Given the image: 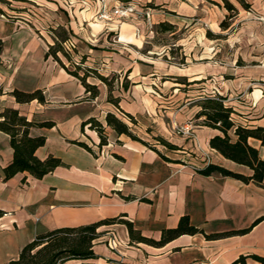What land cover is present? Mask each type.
Masks as SVG:
<instances>
[{
  "label": "crops",
  "instance_id": "1",
  "mask_svg": "<svg viewBox=\"0 0 264 264\" xmlns=\"http://www.w3.org/2000/svg\"><path fill=\"white\" fill-rule=\"evenodd\" d=\"M119 1L107 0V5ZM135 1L142 11L150 8V4L157 6L151 18L157 17L160 23H175L165 9L183 19L198 14L200 8L199 0ZM228 1L237 10L238 20L253 13L257 21H251L252 35L247 42L259 51L263 49L264 0H242L246 6L238 0ZM100 6L99 0H0V110L9 107L30 121L52 122L51 126L30 128V135L45 137L44 144L34 154L40 159L52 155L62 162L41 178H34L26 171L4 178L3 168L12 158V148L9 136L0 131V209L4 212L0 217V264L17 258L22 247L36 235L57 227L120 216L131 221L144 236L158 239L160 231L176 226L182 215H187L190 223L205 233L249 229L215 239H206L201 233L182 234L162 246H152L130 243L123 223L103 225L98 228L103 233L92 247L96 257L70 259L62 264H232L240 255L246 256L245 264H259L250 255H264V219L255 222L264 215V178L257 184L252 180L245 182L230 176L197 172L195 168L208 162L246 175L251 170L212 149L209 139L219 131L200 122L192 123L191 119L199 109L195 101L206 94L217 93L226 97L235 123L264 127V55L256 56L258 63L253 67L240 61L232 69L202 65L184 73L177 68L175 82L168 85L170 89L164 92L163 100L157 99L148 91L149 87L155 92L153 85L158 78L154 62L141 57L135 60L129 50L118 45V42H126L140 47L134 29L140 26L141 31L144 22L130 24L133 34L127 23L94 22ZM220 14L223 16L222 10ZM38 17L45 26L50 23V30L38 33ZM59 28L66 31V38L73 40L74 58H80L85 66L105 76L110 72L124 73L123 77H115L112 95L117 98L118 106L135 121L143 119L152 108L149 100L156 103L177 99L174 116L190 134L182 137L169 134L158 117L156 126L161 135L151 136L155 143L138 135L141 141L118 135L106 126V111L120 116L115 105L107 100L105 84L88 76L86 80L99 89V94L90 98L74 75L51 55L45 56L48 44H53L52 31ZM117 28L120 32L117 41L108 40L107 36ZM57 55L64 62L60 51ZM240 58L245 60L243 56ZM211 74L216 75L213 83L206 78ZM165 82L159 81V84L164 88ZM122 83L127 87L123 88ZM198 84L197 90L190 89ZM181 87L189 89L181 90ZM14 88L40 89L44 102L36 99L16 102L10 95ZM189 94L184 103L178 101ZM171 107L164 106L165 109ZM90 116L105 127L107 143L101 147L94 130L87 124L81 128V123ZM124 121L130 127V122ZM130 130L134 133L131 127ZM228 133L235 138L233 129ZM155 136L178 148L169 149L174 152L172 155L164 153L159 148L164 145L158 143ZM74 140L88 144L94 153L72 142ZM248 143L263 156L264 148L259 140L248 138ZM188 151L192 152V157L182 159ZM159 152L170 160H165ZM111 235L116 237L113 249L107 245Z\"/></svg>",
  "mask_w": 264,
  "mask_h": 264
},
{
  "label": "trees",
  "instance_id": "2",
  "mask_svg": "<svg viewBox=\"0 0 264 264\" xmlns=\"http://www.w3.org/2000/svg\"><path fill=\"white\" fill-rule=\"evenodd\" d=\"M222 1L227 10H234L233 5L228 0ZM238 1L246 6V3L242 0ZM220 25L225 27L227 24L225 21H221ZM159 26L164 29L172 28V25L167 22L159 23ZM59 30L52 31L53 44H48L45 56L51 55L62 67L74 75L84 86L85 91L89 93L88 97L90 98L96 97L99 94V89L96 84L88 82L86 78L92 76L99 79L107 88V100L113 103L130 122L135 123L134 117L123 111L117 104V98L112 95L115 76L111 78L107 77L92 67L82 69V74H79L78 70L80 69L79 66L81 65V61L72 59L70 53L63 50L62 41L66 38V31L63 28H59ZM58 51H60L66 60L72 64L73 70H69L65 63L59 58L57 55ZM122 86L125 88L127 84L122 83ZM10 95L19 103L30 102L34 99L38 102H44V95L40 89L23 91L14 88L10 91ZM225 99V96L217 93L206 94L197 99L195 102L199 106V109L194 114V118L200 119V124L219 131V133L214 134L209 139V146L212 149L228 160L247 166L251 170V173L246 175L213 162H208L203 167L195 168V170L204 175L219 174L237 178L245 182L252 180L257 184H261L264 178V154L261 157L257 148L248 143V138L259 140L260 145L264 148V127L260 125L248 127L240 123H235L231 116L233 109L225 102ZM104 121L105 125L114 130L116 134H125L131 139L141 141V139L130 130L128 124L114 112L106 111ZM51 124L52 122L50 121H30L26 116L20 114L13 108L6 107L0 110V131L9 136V143L12 148V158L3 168L4 178H8L17 172L23 171L30 173L34 178H41L56 166L62 164L58 157L48 155L46 158L40 159L34 154L35 150L44 144L45 137L43 135H30V128L33 126H51ZM86 124L97 133L99 137V147L107 143L105 127L96 117H88L81 123V128L83 129ZM230 129H233L234 139H232L228 133ZM154 139L171 150L178 148L176 145L169 143L160 136H155ZM72 142L94 153L93 149L88 144L77 140ZM150 147L157 150L151 145ZM160 155L165 160H170L164 154L160 153ZM3 214L4 212L0 209V217ZM262 219H264V215L256 219L255 222ZM115 223H123L126 226L130 243H145L152 246H162L182 234L201 233L206 239H215L241 234L249 229L205 233L202 229L191 224L187 215H182L176 226L163 228L160 231L159 238L154 239L144 236L140 230L135 228L131 221L116 216L84 225L57 227L40 233L22 247L17 258L2 264H62L70 259L96 257L92 247L94 241L103 233L99 231L98 228L103 225ZM250 256L258 261L259 264H264V255L251 254ZM245 258L246 256L240 255L232 264L237 262L245 264Z\"/></svg>",
  "mask_w": 264,
  "mask_h": 264
},
{
  "label": "rangeland",
  "instance_id": "3",
  "mask_svg": "<svg viewBox=\"0 0 264 264\" xmlns=\"http://www.w3.org/2000/svg\"><path fill=\"white\" fill-rule=\"evenodd\" d=\"M126 3H131L134 6V11L127 17H110L109 19H102L97 13L95 16L96 21L94 22H97L98 20H117L119 25L122 23L130 25L133 21L144 22V26L141 31L140 26H136L134 29L135 37H137L141 42L140 47H136L135 45L126 42H118V45L129 50V52L133 54L135 60H138L137 57H141L154 62L156 66L155 68L158 72V78L155 80L153 89L160 95V97H158L149 87L148 91L150 94L156 96L157 99L163 100L162 97H164V92L170 89L168 85L175 82L176 79L173 78L177 77L176 74H174L175 71H177V68L182 69L184 73H190L192 67L202 65H213L217 68L222 66L227 69H232L235 66L234 64H238L240 61L242 63H246L249 67H253V64L258 63V58L256 56L264 55V48L259 51V49L254 47L252 43L247 42L252 35V27L250 26L251 21H257L254 17H252L253 13L251 12V15L247 16V18L238 20L239 18L236 16L237 10L235 8L231 11L226 10L221 0H199L198 6L200 8L198 9V14L191 17H185L183 19L181 16L176 17L174 12L165 9L168 17L171 18V21L175 22H170L174 25L173 28L170 29L160 27L159 23L161 21H158L157 17H154L153 20L151 18L150 21L147 22L142 10L139 9L135 0H120L111 6L107 5V7L111 9L116 4ZM149 7L152 16V14L155 13V11L153 12V8L157 9L158 7L152 4H150ZM220 10H222L223 16L220 14ZM259 17L260 16L257 18L261 19ZM37 19L43 26L41 27L38 22V33H41L42 30H50V23L47 22V26H45L44 22L39 17ZM221 21H225L227 24L226 27H228L223 28L220 25ZM129 28L133 34V27L130 25ZM135 31H137V33ZM261 31L264 39V30ZM119 33V28H117L116 31L110 32L107 39L110 41H117ZM65 36H67V33ZM70 55L72 59L82 61L80 58H74V51H72ZM241 56H243L245 60H241ZM63 59L67 68L69 70H73L72 64H70L65 57ZM80 63L79 73L82 74V69L87 66H85L82 62ZM123 74L124 73L122 71L119 73L110 72L107 74V77H119V75L120 77H123ZM214 76L216 75L211 74L207 75L206 78L210 79L211 83H213L215 82V79L213 78ZM163 80L166 81L164 88L159 84V81ZM177 81L181 80L178 79ZM187 84L188 83H185V85ZM199 85L200 84L191 86L190 89L197 90L200 87ZM158 87H160L161 90ZM182 89L187 90L189 88L181 87V90ZM191 93H194V91L190 92V94ZM190 94L189 96L185 95L184 97L179 98L178 101L182 100L184 103L185 97H190ZM152 101L156 100L152 98ZM164 101L165 102L156 101V103H153L149 100L150 107H152L150 108L151 111L149 110V112L142 117L143 119H138L135 123L130 122L120 111H118V114L122 119L130 122L129 125L136 135L147 139L149 143H155V141L151 138L152 135H161V132H159L161 130H159L156 126L159 125L156 121L157 117L161 125L163 122L165 123L169 134L181 137L189 135L190 131H184V128L181 127L182 124H179L174 116L177 99L176 101L175 99L172 100V102H168L169 100L166 99ZM170 105L172 106L171 109L164 108V106L166 107ZM164 110H169L172 113H165ZM193 119L194 118L191 119L192 123L201 122L200 119H197L196 121H193ZM159 148L168 155H172V153H174L169 151L168 147L159 145ZM187 153L188 154H184L181 158L188 160L189 157H192V152L188 151Z\"/></svg>",
  "mask_w": 264,
  "mask_h": 264
},
{
  "label": "built area",
  "instance_id": "4",
  "mask_svg": "<svg viewBox=\"0 0 264 264\" xmlns=\"http://www.w3.org/2000/svg\"><path fill=\"white\" fill-rule=\"evenodd\" d=\"M107 0H100V10L98 12V16L102 19H109L110 17H127L131 12L134 11V6L131 3L126 4H116L111 9L107 7ZM144 17L147 22L151 19V12L149 8H145L143 11ZM137 33V31H135ZM63 50L67 53H71L74 49V42L71 38H66L62 41ZM184 131H188L184 129ZM107 245L109 248H115L116 245V237L111 235L107 239Z\"/></svg>",
  "mask_w": 264,
  "mask_h": 264
}]
</instances>
